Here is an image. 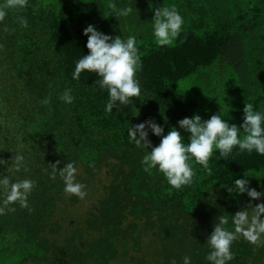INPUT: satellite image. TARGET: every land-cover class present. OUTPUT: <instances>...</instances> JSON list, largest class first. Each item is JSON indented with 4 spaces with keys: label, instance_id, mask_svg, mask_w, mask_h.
Returning a JSON list of instances; mask_svg holds the SVG:
<instances>
[{
    "label": "trees",
    "instance_id": "16d2710c",
    "mask_svg": "<svg viewBox=\"0 0 264 264\" xmlns=\"http://www.w3.org/2000/svg\"><path fill=\"white\" fill-rule=\"evenodd\" d=\"M8 3L0 0L5 12L0 19V178L31 179L34 187L25 207L19 201L6 205L7 189L0 186V264L118 259L183 264L185 256L191 264H210L207 239L219 219L226 217L225 227L234 231L232 215L249 211L257 201L228 188L246 178L258 191L264 156L235 148L226 160L216 150L212 175L193 160V183L177 190L157 169L146 170L142 161L151 149L129 142L128 129L151 120L164 135L175 127L187 143L190 134L178 121L195 114L207 120L212 114L203 99L178 89L185 78L200 80L201 92L226 101L217 114L238 128L246 104L264 113V0H14L16 6L5 7ZM111 4L133 11L109 17ZM162 6H175L184 18L178 40L163 47L154 41L152 20ZM89 24L112 37L134 36L142 59L141 97L111 113L105 111L108 93L96 73L72 78L77 60L89 52L83 34ZM68 89L74 97L70 104L60 99ZM147 130L152 146L159 145L161 137ZM18 155L23 157L19 168ZM66 163L83 167L85 186L102 169L110 182L83 222L58 241L50 234L61 228L55 216L64 201L59 169ZM231 251L229 264L264 258V245L259 248L240 234Z\"/></svg>",
    "mask_w": 264,
    "mask_h": 264
},
{
    "label": "clouds",
    "instance_id": "9594fccd",
    "mask_svg": "<svg viewBox=\"0 0 264 264\" xmlns=\"http://www.w3.org/2000/svg\"><path fill=\"white\" fill-rule=\"evenodd\" d=\"M26 0H21V4ZM14 0H9L5 7H14ZM110 14L118 17L129 16L132 7L117 9L114 4L109 5ZM5 12L0 10V19ZM153 37L158 46L172 45L178 40L184 25V18L175 6H162L154 11ZM27 27V22L24 21ZM83 34L87 36V55L80 57L72 73L73 79H79L83 71L96 73L99 80L96 81L102 90H107L108 101L105 111L111 113L113 107L130 105L132 98H140L142 94L141 84L137 73L142 67V59L136 46V38L128 36L112 37L98 31L95 26L89 24L84 28ZM65 103H72L74 97L71 90H65L60 97ZM243 124L239 128L235 124H229L221 114H213L209 119L202 120L199 114L185 117L178 121L180 129L189 133L188 142L184 143V136L173 127L164 135V128L154 121H145L128 129L129 142H134L137 147L151 149L145 153L142 163L146 170L155 168L162 173L167 183L179 190L193 183L195 175L191 161H195L203 167L208 175H212L210 160L216 150H219V158L228 159L235 148L241 152L251 154L253 152L264 156V113L257 111L252 103L245 105L243 109ZM244 135L240 136V129ZM161 137L157 146H152L148 140V130ZM23 160L17 156V167ZM76 168L72 163L59 169V174L64 180V191L68 194L84 198L87 193L85 185L75 181ZM55 176V169L53 177ZM0 186L7 189L4 203L7 205L19 201L22 206H27V197L34 187V181L23 179L11 182L8 176L0 178ZM229 193L244 194L252 200L264 197V191H257L249 187V180L237 178L234 180V189L228 188ZM3 209H0L2 212ZM228 220L221 217L214 226V230L207 239L211 251L206 256L210 264H229L234 256L231 251L232 243L238 238V234L250 243L256 245L264 235V203L253 207L250 216L247 210H240L232 215L234 231L228 230ZM171 264H176L173 260ZM183 264H191L189 256L183 258Z\"/></svg>",
    "mask_w": 264,
    "mask_h": 264
},
{
    "label": "rangeland",
    "instance_id": "374dc122",
    "mask_svg": "<svg viewBox=\"0 0 264 264\" xmlns=\"http://www.w3.org/2000/svg\"><path fill=\"white\" fill-rule=\"evenodd\" d=\"M109 2L110 0H106ZM112 5V4H111ZM116 6V5H115ZM111 11V9H110ZM114 14H109L108 16L111 17ZM98 31H102L101 28H97ZM120 35V34H119ZM155 41V39H154ZM175 43V42H174ZM173 43V44H174ZM172 44V45H173ZM202 83L200 80H188L187 78L182 79L178 82V89L186 94L191 96H195L199 99H203L204 103L209 110V112L213 114H217L218 111L216 110L220 103L226 102L223 101L220 97L212 96L211 93H204L201 92L202 90ZM227 91V90H226ZM226 92H224L225 94ZM228 103V102H227ZM215 110V111H214ZM227 109H225V112ZM75 174V181L78 183H82V179L87 176L82 166H78L76 168ZM110 179L106 173V169H102L101 172L95 176L93 181L85 186V191L87 195L84 198H79L78 196L68 194L65 192L64 201L59 204V210L56 213L55 219L58 221V224L61 226L60 230L55 234H50L52 237H56L58 241H62L65 238V235L69 234V231L74 226L78 225V222L82 221L84 217L88 214V212L95 207L98 200L104 196L106 192V187L109 184ZM258 191H264V182L260 183L257 186ZM264 203V197L257 200L256 203L252 205L249 209V215L253 214V207L257 204ZM147 239H145L146 241ZM260 248L264 245V235L261 236L259 243L257 244ZM156 249V247H154ZM132 254L140 256L141 253H136L131 250ZM153 252V251H152ZM124 262L118 259L113 261L111 264H123ZM36 264V263H32ZM156 264H163V263H156ZM249 264H254L250 262ZM256 264H264V258H260Z\"/></svg>",
    "mask_w": 264,
    "mask_h": 264
}]
</instances>
